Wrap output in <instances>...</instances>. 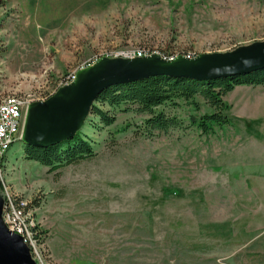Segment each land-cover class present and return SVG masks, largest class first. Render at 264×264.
<instances>
[{
	"label": "rangeland",
	"instance_id": "obj_1",
	"mask_svg": "<svg viewBox=\"0 0 264 264\" xmlns=\"http://www.w3.org/2000/svg\"><path fill=\"white\" fill-rule=\"evenodd\" d=\"M258 41L264 0H0V82L36 101L118 51L193 58ZM239 94L234 123L210 134L193 122L213 112L201 97L167 108L183 126L152 136L147 115L103 105L113 125L91 114L81 130L97 156L58 172L14 141L0 204L4 182L31 202L41 264H264V88Z\"/></svg>",
	"mask_w": 264,
	"mask_h": 264
},
{
	"label": "water",
	"instance_id": "obj_2",
	"mask_svg": "<svg viewBox=\"0 0 264 264\" xmlns=\"http://www.w3.org/2000/svg\"><path fill=\"white\" fill-rule=\"evenodd\" d=\"M264 68V41L232 51L202 53L172 60L158 54L136 58L104 57L77 72L70 84L46 100L31 102L22 134L25 145L49 147L73 139L91 115L93 105L107 88L153 76L216 80ZM0 204V264H37L23 237L10 232L3 221Z\"/></svg>",
	"mask_w": 264,
	"mask_h": 264
},
{
	"label": "trees",
	"instance_id": "obj_3",
	"mask_svg": "<svg viewBox=\"0 0 264 264\" xmlns=\"http://www.w3.org/2000/svg\"><path fill=\"white\" fill-rule=\"evenodd\" d=\"M241 85L254 87L264 85V68L247 74L208 81L161 75L114 85L99 95L90 113L97 117L100 123L113 125L116 116L102 106L119 107L127 104L133 112L147 115L140 125V133L152 136L156 131L167 133L170 129L183 126V119L167 108H177L181 101L198 108L200 105L197 98L201 97L213 108V112L205 113L199 120L195 119L193 122L197 124L202 134H210L215 132L216 127L222 128L234 123L224 97ZM97 154L92 141L81 131L73 139L49 147L25 145V158L40 162L47 166L50 172H58L66 166L91 160ZM40 239L43 240L42 232Z\"/></svg>",
	"mask_w": 264,
	"mask_h": 264
},
{
	"label": "built area",
	"instance_id": "obj_4",
	"mask_svg": "<svg viewBox=\"0 0 264 264\" xmlns=\"http://www.w3.org/2000/svg\"><path fill=\"white\" fill-rule=\"evenodd\" d=\"M114 57L136 58L147 56L145 51L141 50H125L114 53ZM166 59H174L172 57H165ZM93 64L96 63L92 61ZM76 73L70 75L67 84L73 82L76 78ZM66 84V85H67ZM35 97H25L18 94L0 95V178H2V170L6 163L7 153L14 143V141L22 140V134L26 114L31 102H36ZM3 179V178H2ZM5 201L2 211V219L7 228L12 233H16L23 237L26 244L30 247L33 258L37 264H41L39 247L42 246L40 239L41 231L34 218V213L29 204L19 195L10 194L8 187H5L4 182Z\"/></svg>",
	"mask_w": 264,
	"mask_h": 264
},
{
	"label": "crops",
	"instance_id": "obj_5",
	"mask_svg": "<svg viewBox=\"0 0 264 264\" xmlns=\"http://www.w3.org/2000/svg\"><path fill=\"white\" fill-rule=\"evenodd\" d=\"M256 87H259V88H264V85H259V86H256ZM23 88H27V86H23V85H20V88H13V87H10V86H4L1 84L0 82V95L3 96V95H6L7 93L11 92L12 90H18V89H23ZM238 88H243V91H245L246 89L248 88H255L254 86H247V85H241V86H237L232 92L228 93L224 99L225 101L228 100V98L231 100V101H238L239 99H241L242 96L239 95H234L235 94V91L238 89ZM232 96V97H231ZM231 101L229 103H231Z\"/></svg>",
	"mask_w": 264,
	"mask_h": 264
}]
</instances>
